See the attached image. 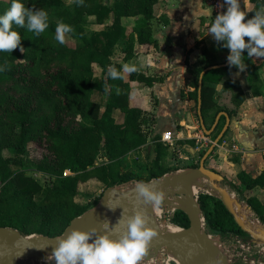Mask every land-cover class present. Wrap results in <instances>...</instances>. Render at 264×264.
Listing matches in <instances>:
<instances>
[{
  "label": "trees",
  "instance_id": "obj_1",
  "mask_svg": "<svg viewBox=\"0 0 264 264\" xmlns=\"http://www.w3.org/2000/svg\"><path fill=\"white\" fill-rule=\"evenodd\" d=\"M250 1L253 7L246 14V20L252 18L259 6L264 4V0ZM21 2L27 8L46 10L49 27L36 36L26 28L13 25L14 30L21 35L25 51L21 52L19 47L13 52L0 51V67L5 69L0 71V181L4 183L0 194V227L14 228L28 236L42 234L55 237L61 235L74 218L94 208L99 202H85V193L79 189L81 183L97 181L109 188L137 181L148 182L178 171L167 166L172 146L161 141L153 144L151 157L148 153L145 178L124 169L121 161L116 160L132 150H143L147 142L142 122L146 113L131 108L128 102L130 83L144 79L152 85L154 80L136 76V72L130 74L128 82L124 78L112 79L108 75L109 66H115L118 70L123 66V62L112 60L113 48L121 39H127L129 60L134 53L135 42L142 46L156 45L151 21L155 18L154 9L160 0H114L113 5L110 0L109 3L105 0H84L83 6L78 5L76 0L70 6L66 5L65 0ZM11 3L12 0H0V15ZM91 18L105 27L88 35L86 25ZM125 19L135 20L134 33L129 34ZM59 20L73 27L74 31L69 35L77 40L76 46L56 41V22ZM109 20H112L111 24H107ZM218 50L225 55V59L216 64L226 63L229 50L222 43L218 45ZM244 56L251 90L256 97H260L263 85L260 67L264 65V60L259 63L255 57H247V51ZM213 58V52L204 46L201 57L194 64L189 60L186 62L185 82L187 86L195 88L189 93V98L196 104L198 119L200 78L207 67L216 65L211 62ZM235 71L236 67L230 68L228 65L208 71L203 77L202 116L208 129L213 127L221 112L228 113L231 118L237 116L245 101L240 82L230 78ZM105 84L108 85L107 91ZM218 85L223 86V92L230 94L234 108L215 100ZM107 94L109 98L102 111ZM36 100L40 101L38 108L32 109ZM115 109H121V115L117 116ZM39 112L42 116L38 115ZM225 123L226 116L222 115L211 134H214V140ZM194 142L190 140L186 143ZM7 147L13 153L12 157L4 156ZM29 151L40 155L39 167L56 172L53 182L47 187L24 172L12 170L11 166L21 165L24 155ZM207 151L200 154V160ZM145 152L148 151L145 149ZM102 158L110 162L98 165ZM67 170L70 175L63 177V172ZM236 178L238 184L234 188L239 194L243 193L242 190H264V170L257 177L239 170ZM36 198L39 200L29 208L45 215L46 221L42 225L43 229L26 233L17 222L26 211L19 208L20 201L32 202ZM246 202L264 224V201L249 196ZM199 203L208 234L219 235L222 239L241 237L244 242L251 240L220 199L200 192ZM171 223L181 228L190 225L188 216L182 211L173 213ZM55 226L57 230L53 232Z\"/></svg>",
  "mask_w": 264,
  "mask_h": 264
},
{
  "label": "water",
  "instance_id": "obj_2",
  "mask_svg": "<svg viewBox=\"0 0 264 264\" xmlns=\"http://www.w3.org/2000/svg\"><path fill=\"white\" fill-rule=\"evenodd\" d=\"M225 66H228V61L224 64L209 66L203 71L200 78L198 116L201 131L210 136L222 115L226 116V123L202 157L199 167L178 170L165 174L161 178L144 182L149 184L154 190L166 193L165 201L160 207H165L167 211L184 212L190 222L188 228H182L177 233H169L164 227L159 225L157 216L150 212L151 205H145L137 200V184L128 188V190L121 189L120 187L122 186H113L106 189L94 208L74 218L59 236L51 237L42 234L28 236L14 228L0 227V264H55V261L49 260L48 257L57 245L58 238L74 229L82 231L97 229L98 234L103 235L105 234L103 225L109 223L111 226L109 230L112 235L111 238L118 239L119 235L126 229V223L121 220L122 217L124 216L126 220L136 208L145 211L150 220L148 226L156 232V236L147 246V251L140 264H167V261L161 259V255L164 254L168 257L172 254L176 264H231L227 254L223 252L221 236L213 237L205 229V219L199 203L198 193L200 192L215 196L222 201L240 229L250 236V245L264 246V224L261 221L257 222L254 220V223L249 221V214L254 213L249 204L247 202L240 203V200H236L226 188L222 187L223 176L217 171L208 169L206 166V161L224 138L232 119L228 113L221 112L213 127L211 129L207 128L202 116L203 77L208 71ZM186 173H189L191 177L199 178L201 188L197 191L198 195L193 196L184 188V175ZM136 183L139 182L137 181ZM176 203L180 204V206L175 210H171L170 207ZM238 240L243 241L241 237Z\"/></svg>",
  "mask_w": 264,
  "mask_h": 264
},
{
  "label": "crops",
  "instance_id": "obj_3",
  "mask_svg": "<svg viewBox=\"0 0 264 264\" xmlns=\"http://www.w3.org/2000/svg\"><path fill=\"white\" fill-rule=\"evenodd\" d=\"M242 1L241 10L247 14L252 9L253 4L250 0ZM220 5V0H160V3L155 6V17L158 16V11L161 14L159 19L152 25L156 45L142 46L139 44L140 48L135 51L133 59H137L138 72L141 73L140 71H143L146 78H152L154 80L152 85L145 88L159 102L155 112V119L153 120L155 121L153 127L155 138L153 139V144L161 141L172 146L177 137V126L180 125L183 129L189 127L188 123H190L191 119L188 118V113L182 114L184 112L183 108L186 105V101L182 97V88L187 86L185 82L187 60L190 61L191 59L190 63L194 64L198 58L196 57L197 50L195 49V36L192 34V29L194 27L197 28V34L208 31L207 34L199 38L200 41L203 40V37H212L209 35L212 15L215 11L217 12V7ZM201 46L204 47L203 41ZM193 48L195 51L189 53ZM207 48L211 52H215L218 50V44L216 42L217 49L215 50H211L209 47ZM256 60L260 63L264 58ZM260 72L263 83L262 95L260 97H256L251 90L246 69L241 72L237 68V71L230 75V78L240 82L245 94V101L241 105L238 115L231 118L232 121L226 134V139H229L233 143V149H227V152L233 151L236 154L239 153V163H237L239 164L240 170L247 172L252 177H257L264 170V65L260 67ZM129 77L130 75H124L126 82L129 81ZM130 85L131 92L128 101L130 107L141 109L147 114L150 111V107L146 100L150 95L145 93L142 97L137 98L139 97V94L135 91L137 82L132 81ZM191 92H193L192 89L189 93ZM224 94L229 93L223 92V86L218 85L215 100L221 105L224 104L217 99ZM142 103H146L147 108H144ZM224 106L234 108L233 104H226ZM179 118L182 119L180 122H177ZM193 128L196 129V127ZM193 140L197 142L196 138ZM223 140L221 141L226 143V140ZM172 149L173 146L170 149L166 161L167 166L177 168L178 170L184 169L185 167L172 166L168 162L171 159ZM189 150L192 154L191 156L196 154L193 148L189 147ZM226 161L236 166L234 161L230 159ZM214 170L217 171L216 169ZM235 184H238V182L236 181ZM244 191L250 192V197L254 196L264 201L263 189L255 188Z\"/></svg>",
  "mask_w": 264,
  "mask_h": 264
},
{
  "label": "clouds",
  "instance_id": "obj_4",
  "mask_svg": "<svg viewBox=\"0 0 264 264\" xmlns=\"http://www.w3.org/2000/svg\"><path fill=\"white\" fill-rule=\"evenodd\" d=\"M76 3L83 6L84 0H76ZM224 3L228 6L227 10L215 16L209 35L218 45L222 43L229 50V67H236L242 72L246 68L243 59L245 51L249 58H264V4L259 6L252 18L246 20L240 0H224ZM13 25L40 36L49 27V14L44 9L27 8L21 0H12L11 6L0 15V51L13 52L18 47L21 52L25 51L21 44V35L14 30ZM73 31L71 25L62 20L57 21L56 41L64 44L66 35ZM4 70L0 67V71ZM138 70L137 64L130 61L120 70L109 66L108 75L112 79H123L124 74ZM105 90H108L107 84ZM136 193L137 200L151 205L153 209H158L166 198L164 191H156L144 182L137 183ZM121 220L126 223V229L118 239L111 238L109 223L103 225V235H99L97 229H74L58 238V243L48 259L55 261V264H140L156 232L148 226L150 220L143 209L136 208L126 220L124 216Z\"/></svg>",
  "mask_w": 264,
  "mask_h": 264
},
{
  "label": "rangeland",
  "instance_id": "obj_5",
  "mask_svg": "<svg viewBox=\"0 0 264 264\" xmlns=\"http://www.w3.org/2000/svg\"><path fill=\"white\" fill-rule=\"evenodd\" d=\"M106 3H109V0H105ZM242 0H240V5L242 6ZM66 5L70 6L74 3V0H65ZM221 5L219 7H217V12L215 11L214 14L212 15V23L214 22L215 16L220 14L221 12H224L227 10V5L224 3V0H220ZM110 4L113 5L114 4V0H110ZM242 9V7H241ZM158 16L155 17L152 21L151 24L154 25L155 21L159 19V16H161V14L159 13V11L157 12ZM112 20H109L107 22V24H111ZM125 26L128 29L129 34L134 33L135 31V20L134 19H125L124 21ZM202 25V24H201ZM204 25V24H203ZM105 27V25H99L95 22L94 18H91L88 20V24L86 25V32L88 33V35H90L93 31H100L103 30ZM201 27V26H200ZM193 35L195 36L194 39V44H195V49L197 50L196 52V57L200 58L201 57V50H202V46L201 43L203 41L204 46L209 47L211 50H215L216 48V41L213 39V37H203V40L200 41L199 38L202 37L203 35L207 34L208 31H205L204 33L200 32V34H197V28H193ZM199 35V36H197ZM77 40L73 39L71 37V35L67 34L66 35V42L69 46L74 47L78 44V42H76ZM127 47H128V41L127 39H121L116 46L113 48V57L112 60L116 61V62H123V65L132 61L135 62L137 64V59H134L135 56V51L139 50V43L135 42L134 45V53L133 55L130 57V59L128 60V56L129 53L127 51ZM195 49L193 48L191 52L192 53L195 51ZM190 55V54H189ZM214 58L211 59V62L215 63L216 62H222L225 59V55L221 52H219V50H216L215 52H213ZM191 56V55H190ZM194 57V58H196ZM197 58V59H198ZM256 59H260V58H256ZM191 61V59H190ZM207 62V61H206ZM201 63H205L204 60H202ZM141 73H139L138 71L136 72V76L137 75H142L145 77V73L143 71H140ZM125 76H129L130 74H124ZM137 85L135 87V91L136 93L139 94L142 97L145 93H147V95H150L149 92H147L145 90V88L147 86H150L144 79L142 80H136ZM195 90L194 87H183L182 88V92H183V99L186 101V105L185 108H183L184 112H182V114H186L188 113V118L191 119L190 123H188L187 129H183L180 125L177 126V137L176 140L173 142V149L171 151V159L168 161L172 166H179V167H185L184 169L187 168H194V166H198L200 163V154L206 150L209 149L210 145H212V143L214 142L213 139V135L208 136L206 135L203 131H201V127L199 124V119L196 115V104L194 102V100L189 98V91L190 90ZM137 94V95H138ZM37 95H35L36 97ZM109 98V94L106 95V100L105 103L103 104V106L101 107V110L104 111L105 107H106V102ZM219 102H221L222 104L226 105V104H231V98H230V94H224L223 96H219L218 99ZM28 102H31L30 99H28ZM148 106L150 107V111H148L147 114H145V116L143 117V130L145 133V136L147 138V143L146 145L143 147L144 149L139 151V150H132L130 152H127L125 155L117 158L116 160H120L121 164L123 166L124 169H129L132 170L134 173L139 174L141 177L145 178L147 175V172L145 170V166L146 164L149 162V157H151L152 155V147H153V139L155 138V135L153 133V127L155 125V121H153L155 119V112L157 109V106L159 105V102L157 100H155L154 96L148 97V99L146 100ZM40 101L36 100L35 101V105H33L34 107H32V109H36L38 108ZM135 104V103H134ZM137 104V103H136ZM144 106V108L146 107V103H142ZM115 114H119L122 113L121 109H115L114 110ZM39 116H42V113L39 112L38 114ZM117 115V116H119ZM182 118L177 119V122H180ZM120 120V119H119ZM37 124V122H35ZM192 124V125H191ZM160 126V124H159ZM209 126V124H208ZM193 127H196V129H194ZM185 128V127H184ZM196 133V134H195ZM183 136V137H182ZM199 136V137H197ZM186 137V138H185ZM201 137V138H200ZM194 138L197 139V142L195 141L194 144H186L187 141L193 140ZM199 138V141H198ZM226 143L224 142H220L219 145L216 147L215 151L213 152V154L209 157V160L207 161V167L208 169L214 170L216 169L222 176H223V181L221 182L222 187L226 188L227 191H229L231 193V195L236 199V200H240V203L245 202L246 203V199L249 197V195L251 194L250 192L248 193L247 191H243V193H240L238 191H235L236 189L234 188L235 182L237 181V172L240 170L239 168V153H234L233 151L231 152H227V149H233V143L231 141H229V139H226V136H224L223 138ZM189 147L193 148V150H195L196 154H194L193 156H191V152L189 150ZM145 149L148 151L147 153L145 152ZM148 153H149V157H148ZM5 157H12V152L10 150V148H6L3 152ZM227 159H230L232 161H234L236 163V166L231 165L230 163H228V161H226ZM40 155L37 153H35V151H29L27 154L24 155L23 159H22V163L19 166H11L12 170L14 172H24L27 176L32 177L33 179L37 180L40 184H42L44 187L48 184H51L55 178L56 172H52L51 170H47L44 169L42 167H39V162H40ZM110 161L105 160L104 158L99 160L98 165L101 164H107ZM238 162V163H237ZM181 169V170H184ZM59 171H57L58 173ZM68 173V175H70L69 170L66 171ZM58 176V175H57ZM62 176L64 177V172L62 174ZM139 182V181H138ZM137 183H128L125 186L120 187L123 190H128V188L133 187L134 185H136ZM4 186V183L0 181V194H1V189ZM79 189L81 191H83L85 193V202L86 203H93L95 201H98L101 199V197L103 196V193H105L106 191V187L104 184L99 183L97 181H88L85 184L81 183L79 185ZM199 194V193H198ZM197 194V195H198ZM260 194V193H259ZM239 196H241L239 198ZM26 200V199H25ZM39 198L34 199L32 202L29 201H20V205L19 208L22 209H26L25 213L22 215V218L20 216V218L18 219V224L19 226H21V228L24 229V231L27 233L31 232V231H35L37 229H40L42 227V225H44V222L46 221L45 215H41V213H37L32 211L29 207L30 205H32V203H35L36 201H38ZM163 209V214L161 216H157V220L160 226L166 225V224H171L170 222V218L172 217L174 211H167L165 207H161ZM244 212V211H243ZM246 213V211H245ZM249 221L251 222H255V214H249ZM53 224V223H52ZM53 226V225H52ZM54 227V226H53ZM57 227L55 226V229L53 230V232H56ZM213 237H215L213 235ZM238 238L237 237H232V238H224L221 240L222 242V249L223 252L227 254L228 258L231 261V264H247L246 262V258H255L256 261L259 262H264V253L262 252V254L260 255L259 252L261 250H263L264 246H258L253 248L251 251L248 252V249H246L245 247H243L240 242L238 243ZM161 259H163L164 261L168 260V256L166 254L161 255ZM169 264H176L175 261L171 260Z\"/></svg>",
  "mask_w": 264,
  "mask_h": 264
},
{
  "label": "bare ground",
  "instance_id": "obj_6",
  "mask_svg": "<svg viewBox=\"0 0 264 264\" xmlns=\"http://www.w3.org/2000/svg\"><path fill=\"white\" fill-rule=\"evenodd\" d=\"M181 174H184V173H181ZM184 176H185V181L183 184L184 188L186 189L187 192H189V194L195 196L198 193L197 191H199V189L201 188V183H200L199 178L191 177L189 176V173H186ZM179 206L180 204L176 203L172 205L170 208L171 210H175ZM150 212L154 214L155 216L159 217L163 214L164 211L161 207H159L158 209L151 208ZM162 227H164V229L167 230L169 233H177V232H180L182 229L181 227H178L174 224H166V225H163ZM169 259L175 261L172 254H170Z\"/></svg>",
  "mask_w": 264,
  "mask_h": 264
},
{
  "label": "built area",
  "instance_id": "obj_7",
  "mask_svg": "<svg viewBox=\"0 0 264 264\" xmlns=\"http://www.w3.org/2000/svg\"><path fill=\"white\" fill-rule=\"evenodd\" d=\"M170 138V137H169ZM169 140V139H168ZM68 175V173L67 172H65L64 173V176H67ZM255 214V213H254ZM172 217H173V215H172ZM171 217V218H172ZM171 218H170V222L169 223H171ZM255 221H257V222H260V219L257 217V215L255 214ZM171 224H173V223H171ZM175 225V224H174ZM177 226V225H176ZM179 227V226H178ZM240 242V244L243 246V247H245L246 249H248V252L249 251H251L253 248H255V247H258V246H262V245H254V244H251L250 245V242H244V241H239L238 240V243ZM262 252H263V250H261L260 252H259V254L261 255L262 254ZM170 261H171V259H169V257H168V260H167V264H169L170 263ZM246 262H247V264H264V262H259V261H256V259L255 258H246Z\"/></svg>",
  "mask_w": 264,
  "mask_h": 264
},
{
  "label": "flooded vegetation",
  "instance_id": "obj_8",
  "mask_svg": "<svg viewBox=\"0 0 264 264\" xmlns=\"http://www.w3.org/2000/svg\"><path fill=\"white\" fill-rule=\"evenodd\" d=\"M246 242L248 243V242H250V240L249 241H246Z\"/></svg>",
  "mask_w": 264,
  "mask_h": 264
}]
</instances>
